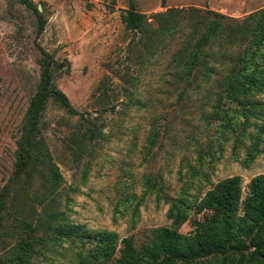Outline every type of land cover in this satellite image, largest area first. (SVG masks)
Listing matches in <instances>:
<instances>
[{"label":"rangeland","instance_id":"374dc122","mask_svg":"<svg viewBox=\"0 0 264 264\" xmlns=\"http://www.w3.org/2000/svg\"><path fill=\"white\" fill-rule=\"evenodd\" d=\"M134 3L148 17L144 34L143 22L125 28L129 0H0V192L6 190L8 208L26 181L24 170L14 175L17 155H28L20 142L32 127L30 103L48 65L49 87L62 91L73 111L49 96L29 131L62 175L50 200L44 198L50 174L34 175L26 191L35 197L34 215L43 214L44 222L48 205L62 214L61 226L113 232L118 241L133 236L141 246L152 229L173 227L178 215L180 233L199 230L210 213L198 204L220 180L239 176L244 198L250 180L264 173L263 46L262 72L251 75L257 82L243 94L218 92L233 53L219 60L209 81L187 86L175 62L183 59L182 33L161 35L152 15L196 8L224 15L226 24L263 10L264 0ZM208 50L216 56L215 45ZM0 225V264H77L76 253L84 251L80 240L46 234L41 225L33 249L20 256L24 230L5 210Z\"/></svg>","mask_w":264,"mask_h":264},{"label":"trees","instance_id":"16d2710c","mask_svg":"<svg viewBox=\"0 0 264 264\" xmlns=\"http://www.w3.org/2000/svg\"><path fill=\"white\" fill-rule=\"evenodd\" d=\"M152 17L157 21L161 35L165 33V37L167 35L172 39L174 32L182 33L178 38V51L183 59L175 62L181 69L178 79H184L187 86L192 80L197 86L209 81L213 74H217L215 65H218L222 57L231 53L234 59L228 63L227 71L219 82L218 92L239 96L257 82L251 75L259 70V73L262 72L257 57L260 55V47L264 48V27L261 32L258 31V27L264 26V9L252 13L243 21L226 24L220 21L224 15L209 10L201 14L196 8L187 13L182 10L155 13ZM121 18L126 29H138L142 22L143 34L149 28L148 17L136 10L134 0H129V9ZM212 44L216 46V56L213 57L208 50ZM254 46L256 49L253 54L251 48ZM199 71V74L195 73ZM50 78V68L46 65L41 71L38 88L30 103L32 127L38 123L49 96L73 111L67 96L62 91L49 87ZM29 131L20 142L23 148H27L28 155H17L14 171V175H17L20 170H24L26 181L14 191L8 208L3 202L6 190L0 192V210L14 216L24 230V235L16 245L20 256H27L30 249H33L32 236L42 225L46 234L54 232L56 236L70 238L71 242L74 238L80 240L84 251L76 253L77 264H229L232 261H235L234 264H244L252 260L264 264V173L250 180L244 198L239 176L228 177L216 183L198 204L199 211L206 210L210 216L194 233L185 235L178 231L177 228L184 219L178 215L174 218L173 227L152 229L147 241L136 246L133 236L118 241L113 232H86L81 226H61L60 222L64 221L62 214L52 208L49 210L48 205H44L42 209L46 217L44 222L43 214L34 215L35 197H28L26 194L34 175L43 169L50 174V182L46 185L44 195V198L49 196V200L57 191L62 175L50 155L42 153V142H31ZM30 148H34L35 155H30ZM86 243L92 246L88 248ZM208 257V261H202Z\"/></svg>","mask_w":264,"mask_h":264}]
</instances>
